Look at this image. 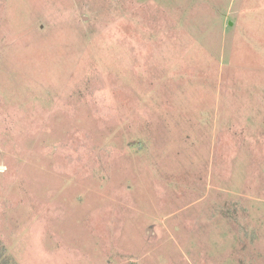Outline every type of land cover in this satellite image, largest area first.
Segmentation results:
<instances>
[{"label": "rangeland", "instance_id": "374dc122", "mask_svg": "<svg viewBox=\"0 0 264 264\" xmlns=\"http://www.w3.org/2000/svg\"><path fill=\"white\" fill-rule=\"evenodd\" d=\"M0 264H264V0H0Z\"/></svg>", "mask_w": 264, "mask_h": 264}]
</instances>
